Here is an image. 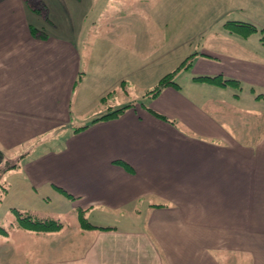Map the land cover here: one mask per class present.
Listing matches in <instances>:
<instances>
[{"label":"crops","instance_id":"crops-1","mask_svg":"<svg viewBox=\"0 0 264 264\" xmlns=\"http://www.w3.org/2000/svg\"><path fill=\"white\" fill-rule=\"evenodd\" d=\"M53 1L69 14V0ZM179 1L150 8L151 0H120L127 10L97 12L108 28L101 22L75 39L47 28L55 12L48 0H0V149L16 161L0 177L14 198L0 235L28 242L14 264H264V122L235 123L231 108L211 107L214 95L199 94L235 85L195 78L221 75L264 90L261 34L258 50L249 48L251 33L229 31L223 13L233 6L264 28V0H203L167 30ZM190 53L176 85L145 95ZM129 95L118 115L96 119ZM52 198L77 220L80 209L86 218L109 212L113 221L88 219L75 247L46 207ZM13 209L61 227H21ZM122 216L125 227L114 223Z\"/></svg>","mask_w":264,"mask_h":264},{"label":"rangeland","instance_id":"rangeland-1","mask_svg":"<svg viewBox=\"0 0 264 264\" xmlns=\"http://www.w3.org/2000/svg\"><path fill=\"white\" fill-rule=\"evenodd\" d=\"M27 2L30 3V5L33 3L36 6L43 4L41 1L42 0H26ZM52 1V2H51ZM70 2L68 3H63L64 6L67 5L69 9V14H59V11L62 9H59L56 7L55 4L57 2L53 0H48V5L50 8V11H55L50 14V18L52 23L47 24V28L53 29L55 31H68V34L71 37H74L75 39L77 36H79V31L80 30H87L89 27L91 29H94V27L98 26L101 22V28L105 26L109 27V20L107 19H100V17L97 18V15L99 11H104V13L101 14V17L104 18L106 13H109L112 9L114 10H127V6H120L118 2L120 0H69ZM203 0H180L176 5L171 3V12L167 14V30H170L171 26L172 28L174 25L180 22H183L189 15V13L192 10H195L196 7L199 5L200 2ZM95 3V8H93L92 5ZM102 3V4H100ZM167 3V2H166ZM62 6V3H60ZM115 5V6H114ZM41 6V5H40ZM67 6H65L67 8ZM82 6H86V10L82 8ZM175 6V8H174ZM155 0H151L150 3V8H155ZM231 8H227L223 10L224 13V18L226 20H231L233 18L239 19L240 21H247V22H252L253 24L257 25L258 27L260 26L258 21L260 20H254L249 17L241 16L238 14V11L235 7L230 6ZM145 16H147L146 12H143ZM110 17V16H109ZM182 19V21L180 20ZM66 22V24H63ZM69 23V24H68ZM176 23V24H175ZM69 27H66V26ZM214 31L221 30V27H214ZM168 32V31H167ZM260 32L256 31L251 33V37L247 39L246 43L247 46L252 47L253 50L254 48L258 50L260 43L258 41V38L260 36ZM219 44V45H218ZM215 45H218L216 47H221V41H215ZM249 47V48H250ZM264 50V47H262ZM194 53H190L187 55L183 60L180 62L182 63L186 58L191 56ZM182 81V79H180ZM124 85V81L121 82ZM126 88V86H124ZM124 88V89H125ZM123 89V91H124ZM146 90H143L144 93H146ZM264 91V90H259V88H256L255 92H251L250 88L248 85H243L241 88H237L235 86H227L226 88L223 89H216V88H211L208 87L207 89H202L199 90V94H207V95H214L212 98L213 101L209 103V105L212 107L216 103H219V107H229L230 109V118L232 121L240 123H259V122H264V97H255V94ZM119 95L126 96L128 93H119ZM106 96V95H105ZM129 99L127 103H115V104H108L107 105V112L116 109L124 104L130 103V101H133L132 95L127 96ZM104 100V98H102ZM106 101V100H105ZM104 101V102H105ZM108 102V101H107ZM106 103V102H105ZM132 104V103H130ZM118 105V106H117ZM117 106V107H115ZM105 112V113H107ZM104 113V114H105ZM239 119V121H238ZM57 145H61L59 142ZM51 146H55L54 143L51 144ZM8 152L1 150L0 149V177L3 172L6 173V171L13 170V166L15 165V159L14 158H8ZM21 165V163H20ZM13 180V179H12ZM4 182H6V179L4 178L3 181H0V225L3 227H6V224H8L9 219L12 218V214L9 211V208L7 206L8 202L13 200L14 198L10 194L8 198L5 197V192H4ZM15 193V192H14ZM2 199V200H1ZM55 198H52V201L46 206L48 209H51L52 212H50L51 215H53L56 218H59L61 221L65 223L64 229L62 231V234H64L63 240L65 242L71 241L74 238V241H71V243H75V247L78 245V241H82L84 239L83 237V232L84 230L88 229H83L79 226L77 217L74 213V211L71 209L68 210L67 207L64 208H56L60 206L58 203L54 202ZM40 204V203H39ZM49 213V212H48ZM89 215V216H88ZM87 216L90 220L91 223L93 224H108L110 221H113V216L109 212H103V211H94L92 214L87 213ZM122 219H117L114 223L118 225L119 227H125L129 223V221H125L124 216L121 217ZM136 225V221H133V227ZM66 232V234H65ZM72 233H73V238H72ZM85 236V235H84ZM44 238V237H43ZM50 241L53 240L54 238L49 236ZM14 237H11V234H2L0 235V264H5V263H10L14 264L13 261H20V259L26 258V254L22 253L20 251V245L26 247L28 246L27 243H19L17 242L16 244L13 242ZM44 240L45 239H39ZM70 243V244H71ZM46 245V248H48V245ZM43 242L39 246V253L41 254L42 248L45 246ZM55 253H61V252H55ZM54 253V254H55ZM39 254V255H40ZM16 257V258H15Z\"/></svg>","mask_w":264,"mask_h":264},{"label":"trees","instance_id":"trees-1","mask_svg":"<svg viewBox=\"0 0 264 264\" xmlns=\"http://www.w3.org/2000/svg\"><path fill=\"white\" fill-rule=\"evenodd\" d=\"M40 9V8H38ZM225 27L231 31L235 32L243 37L248 36L250 33H253L255 31H259L261 33V41L264 44V28L258 27L257 25L253 24L252 22L247 21H235V20H227L224 23ZM33 32H36L35 29H32ZM193 55V54H192ZM192 55L186 58L182 63H180L175 69L172 71L166 73L164 76H162L158 82L148 90H146L145 95L146 96H154L156 95L164 86L172 84L176 85V83L173 80V77L175 73L181 69L182 67H187L191 60ZM196 79H209L211 81H214L216 83L226 85V84H232V85H239L238 81L232 78H224L221 75H214V76H195ZM259 97H264V94H258ZM131 104H124L116 109H113L105 114H102L101 116L97 117L96 119H105V118H111L113 116H116L126 107L130 106ZM84 127V126H82ZM79 128V127H78ZM77 128V129H78ZM14 215L16 217V221L19 226L35 230V231H52L56 230L59 227H61V223L56 222L52 219H39L34 218L29 215H22L18 210L13 209ZM78 221L82 228H90L92 227V224L88 221V219L85 217L84 212L82 210H78Z\"/></svg>","mask_w":264,"mask_h":264}]
</instances>
